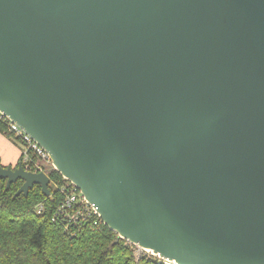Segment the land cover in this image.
Segmentation results:
<instances>
[{"label":"water","instance_id":"obj_1","mask_svg":"<svg viewBox=\"0 0 264 264\" xmlns=\"http://www.w3.org/2000/svg\"><path fill=\"white\" fill-rule=\"evenodd\" d=\"M0 111L121 239L264 264V0H0Z\"/></svg>","mask_w":264,"mask_h":264},{"label":"trees","instance_id":"obj_2","mask_svg":"<svg viewBox=\"0 0 264 264\" xmlns=\"http://www.w3.org/2000/svg\"><path fill=\"white\" fill-rule=\"evenodd\" d=\"M0 133L11 138L1 123ZM50 177L66 182L57 171ZM6 183V179L0 180V264H163L137 257L136 247L102 222L85 225L76 235L67 233L52 220L62 202L59 194L48 197L35 186L28 197H15L24 182L19 180L9 189ZM40 205L43 211L38 214Z\"/></svg>","mask_w":264,"mask_h":264},{"label":"built area","instance_id":"obj_3","mask_svg":"<svg viewBox=\"0 0 264 264\" xmlns=\"http://www.w3.org/2000/svg\"><path fill=\"white\" fill-rule=\"evenodd\" d=\"M0 123L6 127L11 138L22 144L21 164L24 169L31 173L47 174L50 178L49 189L51 195L54 192L62 197V202L55 211L52 219L54 223L61 225L67 233L73 235L80 232L85 225L91 224L99 226L100 222L103 223L100 214L94 206L89 203L74 183L65 178H63L66 181L65 183L55 182L51 179L50 173L57 170L55 169L52 158L48 152H46L21 127L12 122L1 111ZM52 184L53 187H51ZM37 211L38 214H41L43 211V205H40ZM126 242L129 245L135 246L128 241ZM135 247L138 250L140 249L137 246ZM160 262L167 264V261L162 259Z\"/></svg>","mask_w":264,"mask_h":264},{"label":"crops","instance_id":"obj_4","mask_svg":"<svg viewBox=\"0 0 264 264\" xmlns=\"http://www.w3.org/2000/svg\"><path fill=\"white\" fill-rule=\"evenodd\" d=\"M22 150L14 145L10 139L0 133V163L4 167L16 168L20 162Z\"/></svg>","mask_w":264,"mask_h":264},{"label":"rangeland","instance_id":"obj_5","mask_svg":"<svg viewBox=\"0 0 264 264\" xmlns=\"http://www.w3.org/2000/svg\"><path fill=\"white\" fill-rule=\"evenodd\" d=\"M10 139V141L14 144V145H16L19 149L21 148V150H22V144L20 143V142H17L16 140H14L13 138H9ZM51 187H53V184L51 185ZM134 253H135V255L137 256V257H141V256H143V257H148L149 259H151V260H155V261H157V262H160L161 261V259L159 258V256H156V255H154L153 253H152V251H144V250H138L137 248L136 249H134ZM162 262H164V261H162Z\"/></svg>","mask_w":264,"mask_h":264},{"label":"bare ground","instance_id":"obj_6","mask_svg":"<svg viewBox=\"0 0 264 264\" xmlns=\"http://www.w3.org/2000/svg\"><path fill=\"white\" fill-rule=\"evenodd\" d=\"M147 251H150V250H147Z\"/></svg>","mask_w":264,"mask_h":264}]
</instances>
